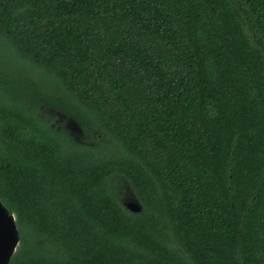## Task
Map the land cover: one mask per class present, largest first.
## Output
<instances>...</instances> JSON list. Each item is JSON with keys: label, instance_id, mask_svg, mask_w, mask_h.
I'll list each match as a JSON object with an SVG mask.
<instances>
[{"label": "trees", "instance_id": "16d2710c", "mask_svg": "<svg viewBox=\"0 0 264 264\" xmlns=\"http://www.w3.org/2000/svg\"><path fill=\"white\" fill-rule=\"evenodd\" d=\"M0 198L10 264H264V0H0Z\"/></svg>", "mask_w": 264, "mask_h": 264}, {"label": "water", "instance_id": "95a60500", "mask_svg": "<svg viewBox=\"0 0 264 264\" xmlns=\"http://www.w3.org/2000/svg\"><path fill=\"white\" fill-rule=\"evenodd\" d=\"M128 206L133 212L142 211V206L137 199L128 202ZM19 244L20 231L17 226L16 215L8 209L0 198V264H10Z\"/></svg>", "mask_w": 264, "mask_h": 264}, {"label": "rangeland", "instance_id": "374dc122", "mask_svg": "<svg viewBox=\"0 0 264 264\" xmlns=\"http://www.w3.org/2000/svg\"><path fill=\"white\" fill-rule=\"evenodd\" d=\"M57 119V118H56ZM58 119H60V118H58ZM60 122V121H59ZM54 124H58V122L57 121H54L53 122ZM64 124H66V123H63V125ZM77 126H79L78 124H77ZM128 191V189H126L125 191H124V196H125V194H126V192ZM133 196H128V197H126V200H127V202H130V201H132L133 200ZM135 199V198H134ZM133 202H135V201H133Z\"/></svg>", "mask_w": 264, "mask_h": 264}]
</instances>
